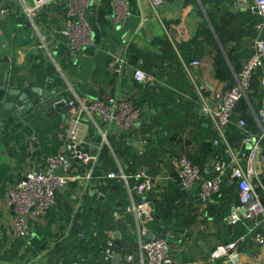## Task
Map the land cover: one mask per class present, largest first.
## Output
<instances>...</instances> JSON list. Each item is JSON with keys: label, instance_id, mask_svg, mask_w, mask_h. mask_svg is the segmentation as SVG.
<instances>
[{"label": "crops", "instance_id": "crops-1", "mask_svg": "<svg viewBox=\"0 0 264 264\" xmlns=\"http://www.w3.org/2000/svg\"><path fill=\"white\" fill-rule=\"evenodd\" d=\"M128 4L130 16L123 26H118L115 22L114 0H96L91 16L93 44L74 51L70 50L66 38L51 35L49 30L61 24L60 15H48L50 20L46 22L43 32L50 37L45 47V50H50L49 59L38 47L41 43L38 32L27 24L17 6L12 7L10 14L8 13L11 17L8 20H0V114L5 97L11 88H41L46 84L48 77L52 79L50 88H57L60 94L69 91L70 97L75 94L84 101L89 102L106 95L133 100L142 110L143 122L137 124L133 130L137 137L143 135H149L150 138L157 137L156 133L161 131L159 127L163 129V126L152 128L151 126L154 121L164 119V113L167 109L170 110V114L177 116L175 127L180 129L183 122H186V126H183L175 137L172 150L162 154V156L165 154L169 161L168 171L173 177L166 180V189L161 193V197L156 199V206L163 201L168 186L169 190L171 186L173 189L164 207L157 208L158 212L156 210L154 220L150 224L152 236H164L168 240L175 264H226L223 259L211 260L210 253L217 246L236 240L239 242L244 263L259 258L261 264H264V246L261 247L253 234L241 238L245 234L244 226L240 222L234 223L228 220L235 211L238 214L243 213L237 188L234 193L230 191V184L234 183L233 181H225L220 192L212 195L207 203L202 204L198 199V184L181 187L174 177L176 158L180 154H189L205 177H212L211 167L214 160L226 157L222 154V149L214 145L217 133L209 117L202 111V98L194 91L184 64L193 60L201 62L199 67L194 68V74L201 87L206 85L204 90L206 95L211 96L216 89L229 88L234 84L245 61L254 53L253 45L258 35L257 25L262 21L261 16L240 7L238 0H164L158 13H154L151 0H128ZM16 8L19 12H16ZM18 15L23 17L24 21H20ZM251 16H255L258 21L254 23L255 19H251ZM43 24L41 21L38 22L41 29H44ZM204 30H208L209 33L199 36L198 40L201 43L198 55L193 57L191 52L181 53L180 47ZM210 33L220 51L227 57L228 63L225 68L227 72L218 67L216 49L209 43ZM262 34L264 36V31ZM130 38H132L129 44L131 53L126 48ZM168 45H171L178 54V63H172L164 58V51ZM229 53L237 63L230 61ZM126 54L131 57L132 66L126 69L124 76L118 82L111 77L108 63L114 56ZM41 60L46 67L52 65L54 68L52 73L44 71L42 80L37 74V64H40ZM135 68L152 73L157 80L156 85L148 86L137 82L133 78ZM56 74L59 75L61 85H54ZM70 86L75 90L73 94L68 90ZM145 87L156 90V101L147 95ZM85 88L101 91V94L92 96L85 91ZM263 99L261 74L256 73L252 77L248 99L243 100L248 107L247 113L255 122L256 116L250 109L257 110L262 105ZM164 105L167 106L166 110ZM156 106L160 108V112ZM239 112H242V106ZM158 113L161 117L157 116V118ZM71 114L72 111L69 115ZM52 120L60 122L64 133L68 122L63 121L61 113L49 118L46 113L36 108L8 126H2L0 119V241L2 243L0 264L51 262L52 258L47 254V250L34 251L36 246L32 241L35 242L36 238L40 237V233H36L35 219L30 220V235L26 238L18 237L13 226L15 212L9 205L8 192L22 181L33 167L41 166L46 155L57 154L63 150L64 143L58 152L52 150L53 134L56 131L46 130V126ZM237 125L239 127L238 121ZM247 128L251 126L248 124ZM146 129H149V132ZM63 133L60 134V138H63ZM83 135L88 140L93 138V133L89 129L83 130ZM167 137L164 135L162 139L165 141ZM63 140L65 141L64 138ZM126 140L127 138L124 140V145ZM167 144L165 142V145ZM120 148L125 150L126 147ZM149 151L150 148L142 157L149 156ZM118 152L128 171L130 161L127 162L126 157ZM110 158L112 161L111 155ZM158 163V160L147 157L142 165L148 167L150 171L157 172ZM103 166L104 160L99 167L100 174L108 168V166L102 168ZM81 185V181L72 180L66 192L62 189L57 193L55 204L50 210L58 208V199H61V205L64 199H67L69 208L73 209L69 215L74 216L77 208L68 196L76 193ZM90 192L93 191L90 190L88 193ZM259 193L264 203V192L259 190ZM92 196H96L94 192ZM47 217L49 216L37 222L43 229L50 222L51 231L54 233L53 230L58 228V222L51 218L50 221ZM130 223L129 227L125 224L124 236L121 229H110L106 237L101 238L100 241L108 240L111 233L114 236L119 231L122 242L125 239V250H128L127 253H134L136 257V262L130 263L125 261L123 256L121 264H140L136 225L133 219ZM258 229L264 234V226ZM53 239L54 237L45 239L47 247H53L50 245ZM104 260L107 262L105 264H112L113 257L108 256L106 250Z\"/></svg>", "mask_w": 264, "mask_h": 264}, {"label": "built area", "instance_id": "built-area-1", "mask_svg": "<svg viewBox=\"0 0 264 264\" xmlns=\"http://www.w3.org/2000/svg\"><path fill=\"white\" fill-rule=\"evenodd\" d=\"M164 0H151L154 13H158ZM0 0V9L5 3ZM96 0H9L8 8L1 9V14H8L12 7L17 6L21 14L39 34L38 46L43 50L46 58H50V50H45L50 41L49 34H45L48 15H60L61 24L49 28L51 35H60L68 40L70 50H80L93 44L91 16ZM240 7L261 16L262 21L257 25L258 35L254 40V53L245 61L241 71L237 74L234 84L227 89H216L214 93L206 95V85L200 86L194 74V68L201 65L199 60L184 64L185 71L192 81L194 91L201 96V107L209 117L212 127L217 133L214 145L222 149L225 158H218L212 164V177H205L193 163L189 154L183 153L176 158L175 179L181 187L198 184V199L207 203L212 195L220 192L225 181L231 180L236 184L238 197L243 213H232L228 220L240 222L246 228L241 236L254 235L257 242L264 246V234L258 228L264 226V203L259 190L264 192V99L257 110L250 109L256 116L255 130L247 128L244 118H239V128L242 139L233 145L227 136V128L233 122L234 116L239 117V104L248 99L252 77L261 74V86L264 89V0H238ZM115 22L123 26L130 16L128 0H114ZM10 14V13H9ZM44 23L41 29L38 22ZM130 40L126 48L130 51ZM132 66L129 55L114 56L108 63L111 77L119 82L127 68ZM133 78L144 85H156L155 76L141 68H135ZM73 94L75 91L69 87ZM69 92V91H68ZM65 92V94H68ZM71 94V95H72ZM64 95V94H63ZM69 105L73 106L68 127L62 134L65 139L63 150L57 154L46 155L41 166L33 167L15 187L8 192L9 205L13 207L15 217L13 226L19 238H26L31 233L30 220L34 222L44 220L55 204L57 193L69 186L72 180H79L82 185L76 193L68 196L72 204L79 211L86 205L85 196L91 190L96 196H104L102 186L108 180L117 181L125 192V207L114 210L116 220L131 225L128 218H132L137 231L140 264H175L168 240L159 236H152L150 224L156 214V199L166 189V180L173 175L168 171L169 161L163 156L158 163V171L153 172L145 165L128 172L118 156V150L111 142L113 136L127 133L126 146L136 151L139 156L146 153L152 143L149 135L137 137L134 127L142 123V110L130 98H118L106 95L100 99L84 101L79 96L70 97ZM210 102H214L211 106ZM93 131L92 139L84 138L83 130ZM151 144V145H150ZM125 146V147H126ZM95 147L96 153H91ZM107 149L112 157V164L103 174L98 173L102 165V151ZM70 160H73L70 163ZM132 164V162H130ZM73 220L69 222L63 236L69 234ZM58 225V224H57ZM84 233H80L83 237ZM61 238H54L50 245L54 246ZM115 237L111 233L107 240L106 253L113 257ZM123 249V247H122ZM123 253V252H122ZM124 260L136 262L134 253H126ZM211 260L223 259L226 264H246L241 258L239 242L217 246L210 253ZM75 264H77L75 262ZM247 264H261L260 259Z\"/></svg>", "mask_w": 264, "mask_h": 264}, {"label": "trees", "instance_id": "trees-1", "mask_svg": "<svg viewBox=\"0 0 264 264\" xmlns=\"http://www.w3.org/2000/svg\"><path fill=\"white\" fill-rule=\"evenodd\" d=\"M255 16H251V19H255ZM19 20H23L24 18H19ZM258 19L254 20V23H256ZM253 23V25H254ZM205 31V32H204ZM203 32H198L197 35L189 42L184 43L183 46L180 47L181 53H187L191 52L193 54V57L198 55V48L199 44L201 43L200 40H198L199 36L203 33H209L208 30H204ZM206 33V34H207ZM209 37V43L213 45V47L216 49V58L218 61V67H221L226 72L225 68L227 67V57L220 51V49L217 46V43L211 33L208 35ZM222 41L225 42V39L221 37ZM133 47V46H132ZM194 47V48H193ZM133 49V48H132ZM131 53V50H130ZM182 54V55H183ZM228 57L230 58V61L232 63H237L236 59H233L231 54H228ZM164 58L166 60H169L170 62H176L178 63V54L174 51V48H172L171 45H168L165 48L164 51ZM41 59V58H39ZM38 71L37 74L40 77V79H43V72H53L54 68L52 65L49 67H46V65L43 64V60L40 61V64H37ZM54 75V74H52ZM57 75V79H55L54 85H61V80L59 78V75ZM146 93L148 96L151 97L154 101H156L157 92L155 89H151L149 87H145ZM140 106V104H138ZM242 106V112H239V108ZM165 110L167 109V106H165ZM238 112L239 117L234 116L233 122L228 125L227 128V136L229 140L233 143V145L239 144L240 140L242 139L241 129L237 125V121L239 118H244L247 123L251 126L252 130H255L257 125L252 116H250L248 112V107L244 101H242L239 105ZM164 119L156 120L153 122L152 127L156 126H163V129L160 128V132H157L154 138H150V142L152 145L150 146V155L147 156L152 160H158L160 162L162 160V157L165 156L167 152L172 150V147L174 146V140L175 137L180 133V131L175 127L177 124L176 118L177 116L170 114V111L166 110L164 113ZM59 121H50L48 125L46 126L47 131H56V133L53 134V140H52V150L53 152H58V149L61 148V146L64 143L63 138H60V134L63 133L64 128H61ZM146 131L149 132V129H146ZM93 133V131H92ZM165 133V134H164ZM168 136L165 141L162 139L163 136ZM128 137L127 133H123L120 136H113L111 139V142L115 148H117L118 151L121 152V155L126 157L127 162H132V164L129 166L128 171H134L136 168L142 166V164L145 163L147 160V157L143 158L140 157L136 151L131 150L129 146H126V143L124 145L125 138ZM168 140H173V142L168 143L165 145V142ZM157 141V142H156ZM125 147V150H123L120 147ZM169 149V150H168ZM165 153L163 156L162 154ZM102 159L104 160V166L102 168H106L107 164H112L110 153L105 148L102 151ZM98 173H101V171H98ZM231 185V193H234L236 190V185L234 183ZM235 188V189H234ZM172 186H171V192H169V186L168 191L164 195V198L162 199L159 204H157L156 208L164 207L165 202L170 198V194L172 193ZM102 191L104 193L103 197L100 196H92L89 193L86 194L85 200L86 205L81 208L79 211L75 213L74 216L69 215L73 211V209H70L68 206L67 199H64V202L61 205V199H58L59 205L58 208H53L50 210V214L48 215L47 219L51 221L55 220L58 222V225L56 230L54 229V233L51 231L50 228V222L47 226L40 227V224L36 222V233H40V237H37L34 241H32V244L36 247L34 248L35 252H41L44 250H47V254L51 256L52 259L49 264H105L107 263L104 260V251L106 249L107 240L104 242H101V238H105L107 235V231L110 229H121L123 232V236L125 234L124 227L126 226L123 222L124 220H116L115 217H113V211L114 210H122L125 207V199H124V192L121 189L120 184L115 180H108L105 185L102 186ZM156 204V203H155ZM228 204V203H227ZM61 205V206H60ZM158 212V210H157ZM51 218V219H50ZM73 220L71 224V228L69 230V234L66 236L62 235L69 222ZM132 218H128L129 222ZM131 224V223H130ZM242 224V223H241ZM243 225V224H242ZM244 226V225H243ZM83 232V237H80V233ZM244 233H246V228L244 226ZM39 235V234H38ZM47 237H56L61 238L59 242H57L53 247H47L45 239ZM24 245V243H23ZM125 239H123L122 247H123V253H127V249L125 250ZM2 246V243L0 241V247ZM52 254L54 257H52Z\"/></svg>", "mask_w": 264, "mask_h": 264}, {"label": "water", "instance_id": "water-1", "mask_svg": "<svg viewBox=\"0 0 264 264\" xmlns=\"http://www.w3.org/2000/svg\"><path fill=\"white\" fill-rule=\"evenodd\" d=\"M8 2L9 0H6L1 9L8 8ZM10 17L11 15L9 14L2 15L0 13V20H8ZM51 82L52 79L48 77L46 78V84L41 88H11L2 106L0 114L1 125L8 126L10 123L19 121L36 108L46 113L49 118H53L55 114L61 113V118L67 123V117L73 109V106L69 105L71 98L68 94H60L57 88H50ZM85 91L95 97L101 94V91L96 92L89 88H85ZM210 104L214 106V102H210ZM202 111H204L203 108ZM205 115L207 114L205 113ZM91 153H96L95 147L91 148ZM72 162L73 160H70V163ZM92 194L93 192H90V195ZM114 236L116 241L112 264H121L123 258L121 234L118 231ZM162 238L165 237L163 236Z\"/></svg>", "mask_w": 264, "mask_h": 264}, {"label": "rangeland", "instance_id": "rangeland-1", "mask_svg": "<svg viewBox=\"0 0 264 264\" xmlns=\"http://www.w3.org/2000/svg\"><path fill=\"white\" fill-rule=\"evenodd\" d=\"M17 11H18V9L16 8V12H17ZM19 11H20V10H19ZM19 11H18V12H19ZM18 17H20V15H18ZM20 18H22V17H20ZM156 107H157V106H156ZM157 108H158V111H159L160 108H159V107H157ZM167 110H168V109H167ZM168 111H170V110H168ZM159 112H160V111H159ZM157 116H158V117H161V115H160L159 113L156 115V117H157ZM158 117H157V118H158ZM157 121H158V120H157ZM179 122H180V121H179ZM179 122H178V123H179ZM183 126H184V127L186 126V122H183ZM183 126H182V127H183ZM182 127H181L180 129L178 128V130L181 131ZM171 142H173V140H168V141H167V143H171Z\"/></svg>", "mask_w": 264, "mask_h": 264}]
</instances>
